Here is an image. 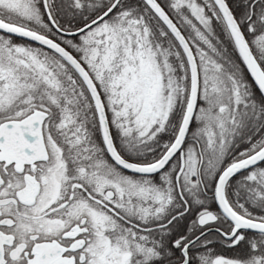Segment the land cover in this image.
Returning a JSON list of instances; mask_svg holds the SVG:
<instances>
[{
    "label": "snow or ice",
    "instance_id": "snow-or-ice-1",
    "mask_svg": "<svg viewBox=\"0 0 264 264\" xmlns=\"http://www.w3.org/2000/svg\"><path fill=\"white\" fill-rule=\"evenodd\" d=\"M0 264H264V0H0Z\"/></svg>",
    "mask_w": 264,
    "mask_h": 264
}]
</instances>
